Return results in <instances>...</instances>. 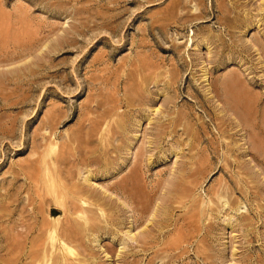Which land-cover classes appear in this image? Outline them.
<instances>
[{
	"label": "rangeland",
	"instance_id": "obj_1",
	"mask_svg": "<svg viewBox=\"0 0 264 264\" xmlns=\"http://www.w3.org/2000/svg\"><path fill=\"white\" fill-rule=\"evenodd\" d=\"M171 1L0 0V205L16 199L0 222L7 236L29 177L44 192L79 185L111 198L78 202L101 228L61 243L69 264H150L143 237L133 239L146 224L163 249L151 264H264L263 0H179L169 10ZM223 86L235 112H222L223 98L208 101ZM247 165L259 175L251 179ZM229 177L243 179L242 195ZM132 178L143 219L122 207ZM56 256L45 263L67 264ZM10 257L0 248V264Z\"/></svg>",
	"mask_w": 264,
	"mask_h": 264
},
{
	"label": "bare ground",
	"instance_id": "obj_2",
	"mask_svg": "<svg viewBox=\"0 0 264 264\" xmlns=\"http://www.w3.org/2000/svg\"><path fill=\"white\" fill-rule=\"evenodd\" d=\"M179 3V0H172L171 4H169L168 9L169 10H173V8L175 9V7L177 6V4ZM263 4V8L261 11H264V0L262 2ZM219 6V5H218ZM203 7V6H202ZM220 7V6H219ZM218 8V7H217ZM219 9V8H218ZM260 9V7H259ZM126 10V9H125ZM217 10V9H216ZM214 12V11H213ZM219 12H221V10H219ZM226 12V11H225ZM229 12V11H228ZM260 12V11H259ZM203 15H207L205 9H199V13L195 15V19H201L203 18ZM204 19V18H203ZM201 19V20H203ZM106 39L105 36H102L101 40ZM108 40V39H107ZM113 42V41H112ZM119 49V48H118ZM211 53H209L208 55H210ZM204 72V79L207 78V75L209 74V69L205 68V70H203ZM56 76V75H55ZM238 77V76H237ZM235 77V78H237ZM233 78V77H232ZM68 81V80H67ZM207 82V81H206ZM230 82V81H229ZM235 83V82H234ZM91 84V83H90ZM216 85V84H215ZM227 86V85H226ZM220 87V86H219ZM234 88V87H232ZM51 90V88H50ZM230 90V89H229ZM232 90V89H231ZM212 93H214L213 96H211L208 101L212 102L214 99H219L221 100L222 98V102L223 105L220 104L222 112H227V113H231V112H235V108L231 106V102L230 100H227V96H228V91L225 90V87H221V88H217V87H213L212 88ZM243 92V91H242ZM214 102V101H213ZM213 104V103H212ZM228 109L230 107V110L227 111V106ZM230 105V106H229ZM99 108V107H98ZM61 111V110H60ZM155 114H158L161 112V109H156L154 110ZM105 114V113H104ZM230 115V114H229ZM233 115V114H231ZM103 118V116H102ZM225 119L223 120H228L229 124L234 125L236 121L238 120H232L230 117H228V119L225 117H223ZM54 119V118H53ZM234 119V118H233ZM52 121V120H51ZM227 122V121H226ZM53 123V122H52ZM172 123V122H171ZM228 123V122H227ZM94 124V123H93ZM93 124H90V129L94 130ZM237 124V122H236ZM239 125V124H237ZM231 127V126H230ZM236 127V126H235ZM234 128V127H233ZM89 138L93 136L92 132H89ZM86 136V135H85ZM44 137V136H43ZM87 137V136H86ZM56 138V137H55ZM83 138V137H82ZM65 140V139H64ZM67 141V139H66ZM70 141V140H69ZM68 142V141H67ZM66 142V143H67ZM74 142V141H73ZM91 142V141H89ZM100 142V141H99ZM110 143V142H109ZM99 146L105 148L106 146L104 145V143H99ZM96 146V147H99ZM40 147V146H39ZM239 147V146H238ZM85 148V147H83ZM51 149V148H50ZM119 148H117L118 150ZM21 151V150H20ZM55 151V150H54ZM215 151V150H214ZM96 159V158H95ZM58 161V159H57ZM92 161V160H91ZM96 161V160H95ZM103 161V160H102ZM90 162V161H89ZM93 162V161H92ZM90 162V163H92ZM44 163V162H43ZM97 163V162H96ZM93 164V163H92ZM95 164V163H94ZM56 165V164H55ZM227 165H231V163H228ZM57 166V165H56ZM59 166V165H58ZM110 165H106V167H109ZM244 166V165H243ZM45 167V166H44ZM61 167V165H60ZM143 167V166H142ZM110 168V167H109ZM254 168V167H253ZM253 168L249 165H247V168L249 171V174L251 172V174L249 175L250 178H254V176H258L259 173L255 172L253 170ZM43 169V168H42ZM46 169V168H45ZM106 169V168H105ZM141 166H140V161H138L135 165L133 170H131L130 172L134 171L137 172V170H140ZM223 172L228 171V167L226 165H223L220 168ZM244 169V168H243ZM61 170V168H60ZM136 170V171H135ZM247 171V170H246ZM247 171V173H248ZM61 172V171H60ZM64 172V171H63ZM71 172V170H70ZM131 173H129L128 176ZM239 175V174H238ZM40 176V175H39ZM46 178L49 177V174H45ZM44 176V177H45ZM69 176V175H68ZM34 177V176H33ZM136 177V176H135ZM134 177V178H135ZM37 178V177H35ZM61 178V177H60ZM63 178V177H62ZM70 178V177H69ZM129 178V177H128ZM127 176H125L122 180L121 183H126L127 182ZM134 178H132V183L131 184H126V188L121 190L122 191V195L124 196V198L126 199V201L123 202L122 207L124 208H130L134 205V212H140V218L143 219L144 214L147 211V204L145 199H141V197H138L135 193L134 190L137 188V179L135 180ZM64 179V178H63ZM66 179V178H65ZM68 179V178H67ZM66 179V180H67ZM27 180L29 181V183H27V187L29 190L28 194H27V198H26V204H25V208L23 207L22 210V214H21V220L19 224H16L15 226L13 225L10 227L11 228V234L9 236H7V233L9 232L8 229H2L0 228L1 234H0V243H2V247L1 248V252L5 254V256H11V260H5V263L7 264H46L45 260L49 257V256H56L58 258H60L61 260H64L65 263L69 264V262L72 260L69 256H68V249L65 248V244H61L64 241H68L69 244H78V242L80 240H83L85 237H87L88 235H91V232L93 230L97 231V228H101L99 225L94 228V222L96 220H98L99 222H101L99 219L96 218V215L94 214V212L92 210H90V208H86L83 206H79L78 202L80 200H82V202H84V197H87L86 200L87 201H95L96 203H104L106 206L109 205V203L107 202V199L109 198L111 200V198L109 196H107L106 194H102L101 196L98 197V195L96 194V196H94L90 191H84L82 189H80L79 185H73L70 187H67L65 189H68L67 191H61V192H55V193H49V192H44L41 189H37V184H38V180L33 179V178H27ZM129 180V179H128ZM243 179H238V177H229V181H230V185H231V193L233 195H237L240 194L242 195V186H241V181ZM48 181V180H47ZM93 177H88L87 179H85V183L87 185H91V183L93 182ZM42 182V180H41ZM46 182V181H45ZM43 182V183H45ZM54 182V181H53ZM61 182V181H60ZM50 183V182H49ZM55 183V182H54ZM57 183V182H56ZM58 184V183H57ZM63 184V183H62ZM68 184V183H67ZM119 184V185H120ZM40 185V184H39ZM118 184H116V188L119 187ZM139 185V184H138ZM53 186V185H52ZM62 185H60L61 187ZM68 186V185H65ZM259 187V186H258ZM64 189V188H63ZM119 189V188H118ZM256 189V188H255ZM260 190V187H259ZM55 191V190H54ZM118 191V190H117ZM137 191V190H136ZM141 191V190H140ZM261 191V190H260ZM120 192V191H119ZM228 192V191H227ZM99 194V193H98ZM121 195V196H122ZM246 195H253L255 196L256 194L252 191V189L249 187L248 191L246 193ZM260 195V192L258 191V194ZM119 196V195H118ZM96 198V200H94ZM123 198V199H124ZM108 199V200H109ZM124 199V200H125ZM13 200V199H11ZM16 200V199H15ZM14 200V201H15ZM13 201V202H14ZM123 201V200H122ZM1 202V201H0ZM12 202V203H13ZM231 202V201H230ZM234 202V200H232V203ZM10 203L11 205H13L11 202L9 201H4L1 203L0 205V222L3 221L4 223V219H6L7 216H9V211H10V205L8 204ZM87 203V202H84ZM113 204H115V201L112 202ZM111 203V204H112ZM15 205V204H14ZM116 205V204H115ZM10 206V207H9ZM96 205L94 204H90L89 207H93ZM119 205H116V207H118ZM88 207V206H87ZM133 208V207H132ZM118 211L120 210L121 213L125 212V210L121 209V207L117 208ZM149 209V208H148ZM189 209H191V207H189ZM264 211V210H263ZM12 212V210L10 211ZM54 212H56V214L59 217H62L60 219L55 220L54 218L57 216H54ZM172 212V211H171ZM24 213H26L27 215L25 216ZM149 213V212H148ZM167 213V212H166ZM159 214V209L158 211L153 215V218L156 219L157 216ZM258 216L262 215V211H256V213ZM254 214V215H255ZM13 215V214H12ZM82 215V216H80ZM245 221H250V224L253 222L254 218L252 216H248V217H244ZM153 219V220H154ZM179 219V217H178ZM177 219V220H178ZM205 219V218H204ZM159 220V219H158ZM164 220V219H163ZM136 224H138V220H134ZM141 222V221H140ZM151 223V222H150ZM149 223V224H150ZM160 223V222H159ZM182 223V222H181ZM188 223V222H187ZM96 224V223H95ZM153 224V223H151ZM150 224V225H151ZM178 224V222H177ZM177 224H174L177 225ZM147 227H145L143 229H141V233L139 234H135L133 236V239L137 241L139 236L143 237L142 240V245L144 248V251L148 250L150 253V255L153 256V258H151L150 260V264L152 263L153 259L155 256H158L160 254V252L163 253V249L157 246V236H149V228H148V224H146ZM210 225V224H209ZM4 226V225H3ZM161 226V225H160ZM169 226V225H168ZM184 226V224H183ZM134 227V226H133ZM178 227V226H177ZM20 228V229H19ZM168 228V227H167ZM166 228V229H167ZM139 229V228H138ZM177 230V229H175ZM183 230V229H182ZM178 231V230H177ZM202 231V230H201ZM100 232V231H99ZM163 233V231H162ZM177 233V232H176ZM180 235H182L180 233ZM188 235V234H187ZM129 237L131 236V232L128 233ZM163 236V235H162ZM166 236V235H165ZM168 236V233H167ZM183 236V235H182ZM203 236V235H202ZM92 237V236H91ZM208 237L209 236H204L202 237L199 241L201 243L206 244L204 241H208ZM140 239V238H139ZM142 239V238H141ZM195 240V239H194ZM67 242V243H68ZM189 242V241H188ZM199 242V243H200ZM140 243V240H139ZM160 243V242H159ZM185 243V242H184ZM198 243V244H199ZM182 244V242H181ZM160 245V244H159ZM204 246V245H203ZM184 247V245H183ZM202 246H199V248ZM189 248V247H188ZM203 248V247H202ZM178 251V253H176V255H178L179 257H182L181 255H184L186 251L185 248H176ZM73 257H78L77 254H75V252H71ZM143 253V252H142ZM141 253V254H142ZM148 254V253H147ZM187 255V253H186ZM144 256V255H142ZM189 258V257H188ZM55 259V258H54ZM183 259V258H182ZM42 261V262H41ZM53 261V260H50ZM81 263V262H80ZM79 263V264H80ZM91 263V262H90ZM82 264H87L86 262H82Z\"/></svg>",
	"mask_w": 264,
	"mask_h": 264
}]
</instances>
